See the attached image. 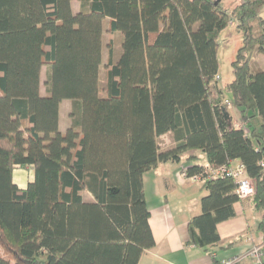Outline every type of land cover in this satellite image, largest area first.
Listing matches in <instances>:
<instances>
[{
  "label": "trees",
  "instance_id": "1",
  "mask_svg": "<svg viewBox=\"0 0 264 264\" xmlns=\"http://www.w3.org/2000/svg\"><path fill=\"white\" fill-rule=\"evenodd\" d=\"M263 6L80 0L74 12L71 0H0V264H137L155 244L142 177L188 152L190 175L244 167L264 248V68L250 65L264 55ZM105 22L122 41L116 62L108 51L101 90ZM230 23L242 45L220 88L217 41ZM223 95L261 125L234 128ZM62 101L72 103L63 133ZM167 133L174 145L161 152L157 139ZM27 167L33 181L20 189L13 172ZM200 186L207 194L187 224V245L206 248L235 215L237 185L223 177Z\"/></svg>",
  "mask_w": 264,
  "mask_h": 264
},
{
  "label": "crops",
  "instance_id": "2",
  "mask_svg": "<svg viewBox=\"0 0 264 264\" xmlns=\"http://www.w3.org/2000/svg\"><path fill=\"white\" fill-rule=\"evenodd\" d=\"M261 58L258 63L259 70L264 68V58ZM218 78L219 86L221 77ZM41 95L45 96V91H41ZM223 97L228 100L227 95ZM67 102L70 103L68 105L70 114L71 101H62L58 111V129L61 133L71 124L70 119H67V122L62 120V106ZM249 114L244 118L236 108L229 113L232 124L242 123L247 132L249 131L247 127L251 124H254L252 129H257L261 125L255 113H251V116ZM163 138L166 148L160 149L161 152L171 149L174 145L171 133L158 139ZM191 154L194 153H186L180 163H159L142 177L146 206L150 214L149 226L155 244L142 254L137 264H221L222 261L239 256L252 244L262 245L261 235L256 230L260 213L253 208L251 199L236 202L233 205L234 217L217 225L216 230L220 238L217 245L206 248L187 245V224L191 218L200 214V199L207 194L201 188V183L180 184L175 179V174L182 165L192 164L191 161H185ZM198 162L206 164L203 154H198ZM237 164L238 161L233 162V165ZM32 181L31 167L14 170L13 182L20 189H24ZM241 264L248 262L244 261Z\"/></svg>",
  "mask_w": 264,
  "mask_h": 264
},
{
  "label": "rangeland",
  "instance_id": "3",
  "mask_svg": "<svg viewBox=\"0 0 264 264\" xmlns=\"http://www.w3.org/2000/svg\"><path fill=\"white\" fill-rule=\"evenodd\" d=\"M214 2H219L220 6L224 11L229 12L235 5L240 4L242 0H212ZM73 11L78 12L80 10V0H71ZM260 16L264 20V6L260 9ZM121 41L122 35L120 33H114L109 35L107 32V23L105 22L103 26V40H102V60L101 67L99 71V81L100 89L103 90L105 86V75L107 66L109 63V54L108 51L110 47L113 51L112 61L116 62L120 52H121ZM218 50H217V60H218V76L221 77L219 86L224 88V86L229 83L232 78V68L231 63L235 60L236 52L242 45V35L236 29L235 24L230 23L226 28L225 32L218 37ZM256 57V58H255ZM264 58L262 54H254L251 60V72L259 70V59ZM262 62V60H261ZM46 81V70H43L41 75V91L45 89ZM70 103H65L62 106V120L67 122L69 120V106ZM251 116V113L249 114ZM71 121V120H70ZM254 123V122H253ZM254 124H251L247 129H252ZM165 138L157 139V145L160 149L166 148ZM26 175V174H24ZM85 200H90L88 195H85Z\"/></svg>",
  "mask_w": 264,
  "mask_h": 264
},
{
  "label": "built area",
  "instance_id": "4",
  "mask_svg": "<svg viewBox=\"0 0 264 264\" xmlns=\"http://www.w3.org/2000/svg\"><path fill=\"white\" fill-rule=\"evenodd\" d=\"M219 79V78H217ZM223 104L226 105L228 112L230 113L233 109V105L228 101L224 100ZM234 128L247 131L242 123L235 122L233 124ZM188 165H182L180 169L175 174V179L178 183H203L216 178H232L235 180L237 188L236 194L238 201H244L251 199L254 195V187L250 179L247 178L245 174L244 167L240 164L237 165H224L216 169L207 170L199 174H188ZM247 261L248 264H264V248L261 244H252L245 252L237 257H233L229 260L222 261L221 264H241Z\"/></svg>",
  "mask_w": 264,
  "mask_h": 264
},
{
  "label": "water",
  "instance_id": "5",
  "mask_svg": "<svg viewBox=\"0 0 264 264\" xmlns=\"http://www.w3.org/2000/svg\"><path fill=\"white\" fill-rule=\"evenodd\" d=\"M225 118H226V119H228V118H229L227 113H225Z\"/></svg>",
  "mask_w": 264,
  "mask_h": 264
}]
</instances>
